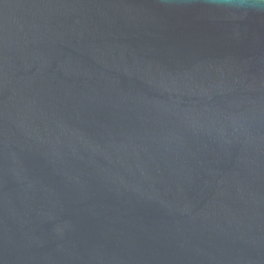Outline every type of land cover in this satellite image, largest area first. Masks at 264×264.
I'll return each mask as SVG.
<instances>
[{
  "label": "water",
  "instance_id": "1",
  "mask_svg": "<svg viewBox=\"0 0 264 264\" xmlns=\"http://www.w3.org/2000/svg\"><path fill=\"white\" fill-rule=\"evenodd\" d=\"M0 264H264V12L0 0Z\"/></svg>",
  "mask_w": 264,
  "mask_h": 264
},
{
  "label": "clouds",
  "instance_id": "2",
  "mask_svg": "<svg viewBox=\"0 0 264 264\" xmlns=\"http://www.w3.org/2000/svg\"><path fill=\"white\" fill-rule=\"evenodd\" d=\"M213 3L231 15H246L249 11L264 12V0H213Z\"/></svg>",
  "mask_w": 264,
  "mask_h": 264
}]
</instances>
